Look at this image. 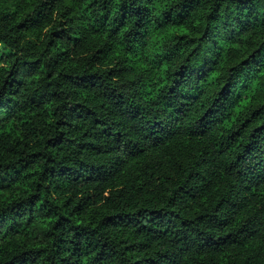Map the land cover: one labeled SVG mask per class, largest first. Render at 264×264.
Returning a JSON list of instances; mask_svg holds the SVG:
<instances>
[{
  "label": "clouds",
  "instance_id": "obj_1",
  "mask_svg": "<svg viewBox=\"0 0 264 264\" xmlns=\"http://www.w3.org/2000/svg\"><path fill=\"white\" fill-rule=\"evenodd\" d=\"M238 108L264 123V0H0V264H264Z\"/></svg>",
  "mask_w": 264,
  "mask_h": 264
},
{
  "label": "trees",
  "instance_id": "obj_2",
  "mask_svg": "<svg viewBox=\"0 0 264 264\" xmlns=\"http://www.w3.org/2000/svg\"><path fill=\"white\" fill-rule=\"evenodd\" d=\"M247 102L241 101L240 108H244ZM254 110L253 114H255ZM244 116V113L240 111V109L235 110V114H233L231 117L225 116L224 119L221 121L222 124H224V131L229 133V137L232 135H236V133H239V136H237V139H239L241 136L244 135L245 132L248 131L249 128H251L253 131H255V128H253V124H258L260 127H264V123L260 122V117H257L255 120H252L251 116H244V123L240 124L239 121L241 117ZM249 121H252L249 123ZM247 125V128L244 127V125ZM235 129V132L233 131ZM223 139V138H222Z\"/></svg>",
  "mask_w": 264,
  "mask_h": 264
}]
</instances>
